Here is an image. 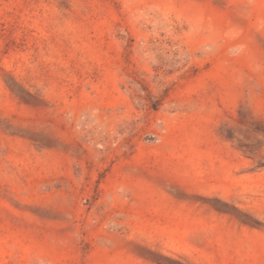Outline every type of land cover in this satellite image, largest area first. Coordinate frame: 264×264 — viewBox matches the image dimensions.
Wrapping results in <instances>:
<instances>
[{"label":"rangeland","instance_id":"374dc122","mask_svg":"<svg viewBox=\"0 0 264 264\" xmlns=\"http://www.w3.org/2000/svg\"><path fill=\"white\" fill-rule=\"evenodd\" d=\"M0 264H264V0H0Z\"/></svg>","mask_w":264,"mask_h":264}]
</instances>
